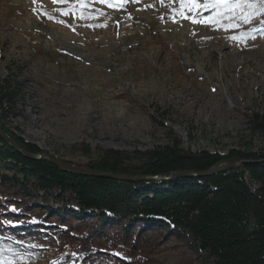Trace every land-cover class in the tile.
Here are the masks:
<instances>
[{
  "label": "rangeland",
  "instance_id": "rangeland-1",
  "mask_svg": "<svg viewBox=\"0 0 264 264\" xmlns=\"http://www.w3.org/2000/svg\"><path fill=\"white\" fill-rule=\"evenodd\" d=\"M180 9V0H124L122 6L111 0H0V78L11 68L23 82L7 127L81 168L89 161L85 148L142 152L172 137L185 151L226 154L249 144L259 152L264 137L250 136L247 122L264 113V31L256 30L264 28V14L225 31L193 23L177 14ZM184 11L193 16L198 10ZM212 15L203 11L200 18ZM242 33L243 40L229 38ZM0 174L10 176L5 168ZM5 192H15L8 201L21 207L15 231L0 234L12 238L0 241L12 264L58 263L61 244L81 227L87 235L71 237L72 257H64L69 264H207L168 233L144 239L141 221L126 239L119 223L86 221L70 211L48 215L46 208L60 211L61 205L42 202V194L30 189ZM21 199L37 201L29 205L36 220L26 219ZM9 211L0 203L1 214ZM53 218L58 221L48 224Z\"/></svg>",
  "mask_w": 264,
  "mask_h": 264
},
{
  "label": "trees",
  "instance_id": "trees-1",
  "mask_svg": "<svg viewBox=\"0 0 264 264\" xmlns=\"http://www.w3.org/2000/svg\"><path fill=\"white\" fill-rule=\"evenodd\" d=\"M22 83L16 69L7 68L6 75L0 78V130L26 153L47 154L16 136L6 125L22 100ZM247 125L250 136L264 137V113L252 114ZM242 148L226 154L191 152L183 150L181 143L172 137L168 145L142 152L84 149L89 161L82 168L135 178L202 174L227 161L240 162L238 168L203 176L168 181H118L72 174L46 160L25 158L0 136V168L10 172V176L0 174V186L4 188L0 192V203L10 209L5 218L10 214L16 218L21 207L8 201L15 197V192L5 191L10 187L23 192L30 189L42 194V202H50L52 207L61 205L60 211L46 208L48 215L55 212L62 217L64 212L70 211L86 221L93 218L102 224L116 222L123 226L121 232L126 239L130 237L132 225L141 221L144 228L138 235L144 239L168 233L166 235L184 243L207 264H264V147L259 152H253L249 144ZM54 158L64 162L57 155ZM21 200L24 208H28V220L37 218L29 208L37 201ZM7 221L0 232L10 228ZM57 221L53 218L48 224ZM87 230L81 227L71 237L81 240ZM71 237L61 244L65 252L56 264L70 263L64 261V257H72ZM0 241L4 242L2 238Z\"/></svg>",
  "mask_w": 264,
  "mask_h": 264
},
{
  "label": "snow or ice",
  "instance_id": "snow-or-ice-1",
  "mask_svg": "<svg viewBox=\"0 0 264 264\" xmlns=\"http://www.w3.org/2000/svg\"><path fill=\"white\" fill-rule=\"evenodd\" d=\"M64 2V0H53V3ZM106 2V0H101ZM181 9L177 14L183 16L186 19H190L193 23L209 24L217 30L223 29L227 31L230 28H237L238 23L235 21L240 20L245 24L251 22V20L257 14H264V0H190L189 3H185V0H180ZM195 12L193 16L185 15V11ZM211 10L213 15L202 19L203 11ZM237 11L239 16H237ZM229 21L224 23V21ZM264 24V21H261ZM257 31H264V28H257ZM247 33H242L240 36H230L232 40H243ZM4 249H0V264H12L11 260H8L3 256Z\"/></svg>",
  "mask_w": 264,
  "mask_h": 264
},
{
  "label": "water",
  "instance_id": "water-1",
  "mask_svg": "<svg viewBox=\"0 0 264 264\" xmlns=\"http://www.w3.org/2000/svg\"><path fill=\"white\" fill-rule=\"evenodd\" d=\"M124 0H111L113 5L115 6H122ZM0 136L2 140L12 149L16 150L20 154H22L25 158L29 159H35V160H46L56 166L57 168L68 172L72 174H77V175H85V176H94V177H101V178H106V179H112V180H118V181H151V180H161V181H168L171 179L175 178H182V177H191V176H203V175H208L211 173H216V172H222L226 169H235L238 168L240 165V162L238 160H232V161H227L224 162L215 168L208 170L202 174H196V173H174L171 174L169 177H163V178H135V177H127V176H120V175H114V174H103L99 172H93L90 171L86 168H81V167H76L72 166L69 164H66L64 162H59L57 161L53 156L47 155V154H40V155H30L26 153L23 149H21L17 144L13 142L8 136H6L1 130H0Z\"/></svg>",
  "mask_w": 264,
  "mask_h": 264
}]
</instances>
